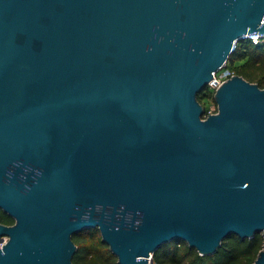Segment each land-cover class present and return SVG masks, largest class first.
I'll return each mask as SVG.
<instances>
[{"label":"water","instance_id":"water-1","mask_svg":"<svg viewBox=\"0 0 264 264\" xmlns=\"http://www.w3.org/2000/svg\"><path fill=\"white\" fill-rule=\"evenodd\" d=\"M264 0H0V264H73L97 228L118 264L252 238L264 264V88L197 95Z\"/></svg>","mask_w":264,"mask_h":264},{"label":"trees","instance_id":"trees-1","mask_svg":"<svg viewBox=\"0 0 264 264\" xmlns=\"http://www.w3.org/2000/svg\"><path fill=\"white\" fill-rule=\"evenodd\" d=\"M226 66L233 74H238L264 88V40L253 43L249 39L235 42ZM204 108V116L213 105L212 90L206 86L197 95ZM13 218L0 210V222L12 224ZM72 240L76 251L72 256L73 264H118L116 256L101 239L97 228H89L75 233ZM263 238L256 233L252 238H240L231 234L223 239L220 247L212 254H199L184 241H171L158 248L152 258L153 264H252L261 249Z\"/></svg>","mask_w":264,"mask_h":264},{"label":"built area","instance_id":"built-area-1","mask_svg":"<svg viewBox=\"0 0 264 264\" xmlns=\"http://www.w3.org/2000/svg\"><path fill=\"white\" fill-rule=\"evenodd\" d=\"M262 22H264V17ZM247 39H249L250 41H252L253 43H258L260 41L264 40V33L263 34H259V33H251V34H247L246 37ZM233 73L230 71V69L226 66V63L219 68L216 72L212 73V78L211 80L208 82L207 86L212 90V92H214V90L223 82L225 81L228 77H230ZM215 108L213 107V105L210 107V109L208 110L207 114L215 112ZM6 237H1L0 238V246H2L3 242L5 241ZM147 264H153V258L152 256H150L148 258V262Z\"/></svg>","mask_w":264,"mask_h":264}]
</instances>
